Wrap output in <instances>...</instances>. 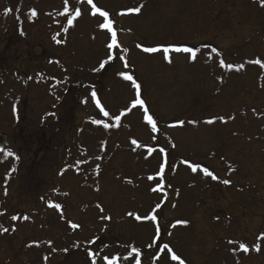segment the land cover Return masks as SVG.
<instances>
[{
	"label": "rangeland",
	"instance_id": "1",
	"mask_svg": "<svg viewBox=\"0 0 264 264\" xmlns=\"http://www.w3.org/2000/svg\"><path fill=\"white\" fill-rule=\"evenodd\" d=\"M92 4L113 21V60ZM92 4L0 0V132L14 154L0 153V264H135L133 248L141 264H179L164 244L185 264H264V67L249 62L264 63L261 0ZM170 45L200 51L169 63L142 50ZM120 73L141 85L156 132Z\"/></svg>",
	"mask_w": 264,
	"mask_h": 264
},
{
	"label": "snow or ice",
	"instance_id": "2",
	"mask_svg": "<svg viewBox=\"0 0 264 264\" xmlns=\"http://www.w3.org/2000/svg\"><path fill=\"white\" fill-rule=\"evenodd\" d=\"M88 3L92 4V0H88ZM261 4H262V6H264V0H261ZM141 8H142V5L139 6V7L128 9V11L138 14L141 11ZM68 10L69 9H68L67 2H66L65 7H64V12L67 13ZM96 13H99L100 16L104 17V23L100 24L99 27L101 29H107L108 32L111 33L110 42H108L106 44V47L109 50L108 60H113V59H115V57L112 55V50L115 49V48H119L120 47V45L118 44V41H117L116 31L112 27L113 21L108 18V13L106 11H100L99 8H97L94 4H92V14L96 15ZM32 15L34 16V15H36V13L33 11ZM80 15H81L80 10L76 9L75 10V17H79ZM75 17H73V18H75ZM68 23L71 24L72 20L70 19L68 21ZM64 30L67 31V29H64ZM53 39H55V37H53ZM57 43H60V41H57ZM137 48H141V45L137 44ZM142 50L144 52H146V53H156V52H161L162 51L163 54H164V60L168 61L169 63H171V60L169 58V52L190 53L191 54L190 59L192 61H194L196 59L197 53L200 51L199 48H195L194 49L192 47H186V46L185 47H178V46H172V45L167 46V47H144ZM123 51L127 52L128 50L124 49ZM212 51L215 52L216 49H212ZM119 59L122 60V61H125L124 66H125V68H127L128 64L126 62V57L122 55V56L119 57ZM106 62L107 61H105V63ZM249 62L250 63L260 64L261 67H264V63H262L260 60L249 61ZM220 65H221V67H227L228 69H232L234 67L231 64L225 65L223 60L220 61ZM100 67L103 68L104 67V63H101ZM235 67H236V70H240L243 67V65H239V66H235ZM120 75L123 77L124 80L131 81L134 89L136 90V98H135V100L132 103V108H135L137 106L142 108L144 110V113H145V120H146L147 124L151 125V131L152 132H156L157 131V123H156V121L153 120L152 116L147 114L148 113V109L145 106V101L141 98V85L136 82V80L133 78L132 75H129L127 73H120ZM92 95H93V97H95V93H93ZM98 106H99V104H98ZM101 111H103V109H101ZM104 115L108 116V112H104ZM115 119L117 121H119L120 117L117 116ZM93 123L100 124L101 121L95 120V121H93ZM180 123L182 124L183 122H180ZM190 123H195V122L194 121H190ZM206 123L212 124V123H214V121L210 119V120L206 121ZM108 126H109L108 124L104 125L105 128H107ZM132 143L136 144L137 147H140V145L137 144L136 140H132ZM152 152H153V149L152 148H148V153L151 154ZM160 152L163 153L164 149L161 148ZM0 153H3V155L5 157H10V156L14 155L10 150H6V149H3V148H0ZM15 158L18 159V157H15ZM183 163H187V162L184 161ZM188 166L191 168L192 172H194V173L197 172L198 165L189 164ZM165 167H166V163L162 162L159 165V171L156 173V176H152V175L148 176V180H150V181L156 179L157 176L161 180V183L157 184L156 187H153L151 189V191L157 192V191H160L163 188V179H164ZM202 171H203L205 176L211 177L212 180H218L219 179L216 175H214L211 171H209L206 168L202 169ZM220 182L225 184V185H228V184L231 183V181L228 180V179L221 180ZM49 206L50 207H55L57 209L61 208V205H59V204H54V205L50 204ZM97 207H99L100 211L103 212V208L102 207H100L99 205H97ZM159 207H160V205L157 204L156 208H159ZM153 211H155V209H153ZM129 215H132V213H129ZM135 218L137 220L141 219V217L139 215H137ZM12 219L15 220V219H17V217L13 216ZM25 219H27V217H25ZM101 219L110 220V217L109 216H102ZM144 219L155 222L157 217L155 215L149 214L148 216L144 217ZM69 223H70V226L73 229H76L77 227H79V225H77L75 223H72V222H69ZM177 223L186 224L187 222L186 221H177ZM173 227H175V225H173ZM3 231H8V229H3ZM158 234H159V229H157V235ZM229 243L232 244V243H235V242L230 240ZM155 244H156V241H155V239H153L152 242L148 245V247L151 248ZM239 248L241 250H243L245 253H247L249 251L248 247H246V245L244 243H240ZM165 250H167L168 253H171V260H173V261L179 260V264H185V262L183 260H181L175 253H173L172 249L169 247L168 244H164L163 248L160 249L161 252H164ZM255 250L259 251L260 250V246L256 245V249ZM132 252L135 253V257H134L135 264H141L139 250L133 248ZM92 255H93V253L89 252V256L91 257ZM92 264H95V260H93ZM107 264H115V258H113L112 260H108Z\"/></svg>",
	"mask_w": 264,
	"mask_h": 264
},
{
	"label": "flooded vegetation",
	"instance_id": "3",
	"mask_svg": "<svg viewBox=\"0 0 264 264\" xmlns=\"http://www.w3.org/2000/svg\"><path fill=\"white\" fill-rule=\"evenodd\" d=\"M12 247L15 248L14 245H12ZM13 248L12 249H5L6 254L9 255V258L12 259V260H14L15 257H16V259H17V257H19V255L17 256L18 251H17V253H14V249Z\"/></svg>",
	"mask_w": 264,
	"mask_h": 264
},
{
	"label": "water",
	"instance_id": "4",
	"mask_svg": "<svg viewBox=\"0 0 264 264\" xmlns=\"http://www.w3.org/2000/svg\"><path fill=\"white\" fill-rule=\"evenodd\" d=\"M8 145L7 135L5 133H0V148H4Z\"/></svg>",
	"mask_w": 264,
	"mask_h": 264
},
{
	"label": "trees",
	"instance_id": "5",
	"mask_svg": "<svg viewBox=\"0 0 264 264\" xmlns=\"http://www.w3.org/2000/svg\"><path fill=\"white\" fill-rule=\"evenodd\" d=\"M150 114H152V113H150ZM150 116H152L153 117V115H150ZM155 121L157 122V119H155ZM160 232V231H159ZM161 233V232H160ZM155 257H156V255H154ZM153 259V258H152ZM153 261V260H152Z\"/></svg>",
	"mask_w": 264,
	"mask_h": 264
}]
</instances>
